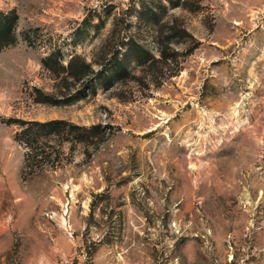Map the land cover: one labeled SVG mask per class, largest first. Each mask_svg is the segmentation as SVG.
<instances>
[{"label":"rangeland","instance_id":"obj_1","mask_svg":"<svg viewBox=\"0 0 264 264\" xmlns=\"http://www.w3.org/2000/svg\"><path fill=\"white\" fill-rule=\"evenodd\" d=\"M0 12V264H264V0Z\"/></svg>","mask_w":264,"mask_h":264},{"label":"trees","instance_id":"obj_2","mask_svg":"<svg viewBox=\"0 0 264 264\" xmlns=\"http://www.w3.org/2000/svg\"><path fill=\"white\" fill-rule=\"evenodd\" d=\"M16 29H17V16L12 13H3L0 12V53L7 47L13 45L16 41ZM42 101L44 103H48L50 105H59L63 103L60 99H54L50 96H42ZM71 100V99H69ZM66 100V101H69ZM21 125H35L41 130V132H45L46 128H51L50 131L58 132L61 129L68 128L71 130L80 129L75 126H70L61 121H51L47 123H34L31 124L29 122H19Z\"/></svg>","mask_w":264,"mask_h":264}]
</instances>
